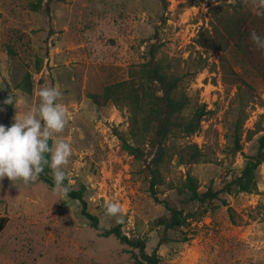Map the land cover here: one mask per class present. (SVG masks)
<instances>
[{"label":"rangeland","instance_id":"rangeland-1","mask_svg":"<svg viewBox=\"0 0 264 264\" xmlns=\"http://www.w3.org/2000/svg\"><path fill=\"white\" fill-rule=\"evenodd\" d=\"M166 1L162 9L157 0H0V94L13 98L10 124L38 106L41 88L58 87L63 93L58 102L67 108L59 135L72 147L64 168L67 185L103 227L118 224L128 238L142 239L148 253L156 249L158 264H264V161L253 193L222 191L220 200L199 207L182 204L178 191L187 170L200 191L223 190L231 175L240 174L259 135L249 134L257 123L264 126V82L229 49L225 54L251 95L243 86L223 85L218 53L195 44L208 28V10L216 0ZM243 5L251 11L264 8L260 0H243ZM151 46L155 58L179 78L178 92L188 97L184 115L204 108L199 131L171 138L168 146L171 153L185 142L195 143L204 157L188 167L171 161L157 201L147 192L143 162L122 151L113 134V129L128 132L126 110L91 99L127 79L131 67L148 59ZM5 114L0 107V124ZM238 126L242 149L232 156ZM42 174L52 177L47 166ZM221 200L231 207L236 224ZM107 201L121 206L122 223L106 216ZM163 203L184 213H204L167 231L170 241L158 246V223L167 214ZM0 217L5 220L0 264H134V251L111 236H99L81 215L78 200L54 195L38 179L29 184L0 180Z\"/></svg>","mask_w":264,"mask_h":264},{"label":"trees","instance_id":"trees-1","mask_svg":"<svg viewBox=\"0 0 264 264\" xmlns=\"http://www.w3.org/2000/svg\"><path fill=\"white\" fill-rule=\"evenodd\" d=\"M162 9H166V0H157ZM200 0H187L189 5L197 4ZM35 8V7H34ZM209 25L203 28L194 42L207 52L218 53V71L223 85L243 86L251 95L250 85L236 72L230 63L226 51L233 49L251 70L264 82V49L257 48L250 38L255 31L258 36L264 38V13L263 9L251 11L243 5V0H216L209 7ZM179 78L171 74L168 69L155 58V48L150 47L148 59L129 69L128 78L107 85L101 94L91 95L96 105L111 102L119 110L127 112L128 132L113 129L122 151L134 159L142 161L147 177V192L157 201V193L160 187L166 185L164 171L171 161L177 167H188L198 163L203 157V152L195 143L185 142L178 145L171 153L168 150L171 138L185 139L195 134L200 129V122L204 116V108L199 107L190 116L184 115L188 105V97L178 92ZM30 85H26V91L30 92ZM6 97L0 94V107L6 110L3 125L10 127L12 104H5ZM240 127L236 129L231 147V155L240 152ZM256 138L255 152L245 157V162L238 176H230V181L224 184L223 190H213L208 187L204 191L199 190L197 179L187 170L184 179L180 182L178 190L184 196L182 204H196L204 207L212 201L220 200L222 191L230 192L235 189L239 192L250 194L257 190L256 171L264 161V126L257 123L252 133L258 134ZM136 142V143H134ZM38 180L45 186L53 188L51 176L40 174ZM67 185V181H64ZM169 184H167L168 186ZM68 198L78 200L81 205V215L91 227L99 232V236H111L120 245L134 251L132 253L134 264H158L156 249L148 253L145 242L139 238H128L117 224L109 229L103 227L98 218L89 213L86 203L81 195L69 190L65 194ZM226 211L233 224H236L233 211L225 201ZM167 214L160 219L162 234L157 245L169 242L167 231L183 227L187 219L201 217L195 212L184 213L183 209H176L163 203ZM4 219L0 217V231L4 225Z\"/></svg>","mask_w":264,"mask_h":264},{"label":"clouds","instance_id":"clouds-1","mask_svg":"<svg viewBox=\"0 0 264 264\" xmlns=\"http://www.w3.org/2000/svg\"><path fill=\"white\" fill-rule=\"evenodd\" d=\"M264 7V0H260ZM264 14V13H258ZM250 38L257 48L264 49V38L253 31ZM39 104L15 118L8 127L0 124V180H22L24 184L36 181L47 166L51 169L54 195H65L70 188L65 185L64 170L72 156V147L59 134L63 132L67 119V108L59 103L63 93L55 86L40 89ZM5 104H13L10 96ZM51 141V144L49 143ZM50 156V159H49ZM55 203V202H54ZM105 214L123 222V211L119 204L107 201Z\"/></svg>","mask_w":264,"mask_h":264}]
</instances>
